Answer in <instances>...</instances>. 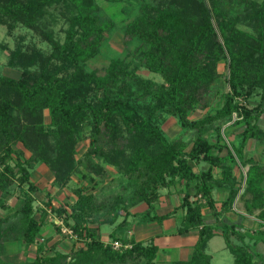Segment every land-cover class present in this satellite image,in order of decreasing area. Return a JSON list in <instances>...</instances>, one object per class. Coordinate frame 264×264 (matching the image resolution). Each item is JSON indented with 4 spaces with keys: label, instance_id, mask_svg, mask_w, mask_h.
<instances>
[{
    "label": "trees",
    "instance_id": "1",
    "mask_svg": "<svg viewBox=\"0 0 264 264\" xmlns=\"http://www.w3.org/2000/svg\"><path fill=\"white\" fill-rule=\"evenodd\" d=\"M177 1L182 12L174 0L154 9L141 4L124 28L139 40L137 52L148 70L160 75L162 82L152 84L128 74L123 59H110L103 75L80 65L96 50L103 30L98 16L87 11L94 7L92 0H3L2 15L27 27H34L44 6L53 2L73 5L76 12L62 42L44 34L51 48L46 58L38 50L14 48L6 65L19 69L20 76L0 75V264H154L156 245L124 235L129 207L142 202L147 208L140 219L161 221L168 213L150 215L158 189L176 184L182 185L177 207L183 212L176 232L194 229L196 238L187 259L168 264H210L204 250L214 234L223 238L233 264H264L242 243L245 228L224 216L237 195L248 194L243 212L252 215L258 209L250 238L264 244V168L245 155L251 140L264 153V128L258 125L263 106L246 105L257 88L264 89V0L246 2L248 33L234 27L237 16L228 13L226 0ZM225 59L226 84L217 92L215 67ZM34 64L37 68L31 69ZM211 91L219 102H211ZM194 107L206 110L188 118ZM167 115L180 130H193L189 143L165 135L161 123ZM228 121L230 127L239 126L232 134L235 145L222 141L220 128ZM83 123L86 148L76 156L75 135ZM38 164L51 171L50 186L62 188L77 177L72 199L53 206L46 192L42 206L33 204L38 186L28 169ZM213 189L225 193L219 204ZM16 191L21 203L12 206L5 197ZM203 207L212 221L205 220ZM49 213L70 230L63 233L52 223L62 237H71L68 247L48 244L41 235ZM102 224H113L109 240L100 238ZM112 240L130 245L113 249ZM9 245H16V252L9 253ZM31 245L34 256L18 260L17 253Z\"/></svg>",
    "mask_w": 264,
    "mask_h": 264
},
{
    "label": "rangeland",
    "instance_id": "2",
    "mask_svg": "<svg viewBox=\"0 0 264 264\" xmlns=\"http://www.w3.org/2000/svg\"><path fill=\"white\" fill-rule=\"evenodd\" d=\"M25 1V0H18ZM206 1V0H204ZM224 2V7L227 9L230 15L237 16L235 19L234 27L245 32H252V27L248 23L249 19L247 16V1H260V0H226ZM94 7L92 10L87 9L88 12L93 13L98 16V20L101 22L103 30L101 31V38L98 41V46L94 53L87 59L80 61V65L83 69L87 71H93L97 75H103L105 73L107 64L110 59L119 58L123 59L127 64L128 74H134L144 79H148L152 84L162 82L161 77L158 73L148 70L145 65L144 57L137 52V46L139 40L135 37H130L124 33V28L131 22L134 17L139 14V6L141 4H148L152 9L160 7L161 4H165V0H92ZM174 5L177 10L182 12V7L177 0H174ZM3 0H0V7ZM63 4L62 2H53L49 5L44 6L40 17L35 22L34 27H27L21 23L19 19L11 16H5L1 13L0 8V75L5 78L17 79L20 76V71L17 68L9 67L6 65L7 55L14 48L19 47L23 52L30 53L32 50H38L41 56H48L50 53V44L47 39H45L44 34H48L54 40L62 42L64 39V33L69 23V18L75 14V8L73 5ZM189 11V10H188ZM189 13V12H187ZM213 28L216 29V22L213 18L210 19ZM210 50V49H209ZM37 63V62H36ZM38 64V63H37ZM31 69L37 68V65L30 67ZM215 74L218 75L213 80V90L217 89V92H222L225 88L224 76H227L226 59L219 60L215 67ZM128 80V78H126ZM101 94V93H98ZM211 102L215 104L219 102L218 95L211 91ZM246 105L248 107H255L256 105L263 106L262 113L259 115L258 125L264 128V89L257 88L250 98L247 99ZM206 109L200 107H194L188 114V118H199L203 115ZM46 110L43 113V121L47 122ZM230 121L224 123L220 131L223 135V142H232L235 145V138L233 137V132L239 128V126H231ZM161 128L165 135L169 138L176 136H181V138L189 143L194 137L193 130L182 131L177 125L175 119L172 116H165V119L161 123ZM88 134V128L83 123L80 125V129L75 135L77 142L75 144L76 156L80 155L86 148V136ZM226 142V143H227ZM245 155L251 157L255 162L259 163L261 167L264 168V153L261 152L259 145L253 140L249 141ZM107 173H112L111 167L108 164H104ZM247 166L244 165L240 170L243 173ZM45 169V168H43ZM30 172V180L34 182L38 179V176L44 175L48 180L52 177V173L49 169H45L43 174L39 171V168L34 165L28 169ZM42 170V169H41ZM77 178V177H74ZM73 178V180H74ZM244 178L242 177V184ZM102 180L100 181V183ZM75 181H68L66 184V189L75 184ZM239 189L242 191L243 185ZM41 185V183H39ZM261 185L264 186V178L262 179ZM56 187V186H55ZM45 190L34 193L35 200L33 204L40 206L42 200H45ZM61 188H55L51 192L52 201L56 202L59 196H62ZM216 196V195H215ZM217 197V196H216ZM6 202L12 206H17L21 203V198L17 196V191L7 194ZM249 198L248 194L237 195L233 201V206L241 211L244 210V201ZM134 206L129 207V211H132ZM209 210V209H208ZM257 208L253 209V214H246L247 218H254ZM210 211V210H209ZM130 218V217H128ZM127 218V219H128ZM120 216L116 219L118 221ZM134 218L129 219V223H132ZM252 225L256 223V220H252ZM107 225L103 224L100 226V237L105 239L107 234H103V230L107 229ZM252 227H246L245 235L242 243H245L251 253L254 255L253 258L264 260V244L259 240H253L250 238L252 233ZM56 233L53 229L51 230V236ZM254 237V235L252 234ZM60 236H56V238ZM54 238V237H53ZM57 238V239H58ZM237 243L236 240H234ZM9 253L16 252V245L8 246ZM209 255L210 264H233L232 254L224 246L223 238L220 234H214V236L207 241L205 250ZM185 254H182V257ZM162 256V258H160ZM178 255L172 253L170 255H164L161 250H158L157 257L154 258V264H168L173 259L177 258ZM22 258V257H21ZM157 258V259H156ZM161 259V260H160ZM165 259V260H163ZM124 264H133L130 260ZM135 264H143V261L137 262Z\"/></svg>",
    "mask_w": 264,
    "mask_h": 264
},
{
    "label": "crops",
    "instance_id": "3",
    "mask_svg": "<svg viewBox=\"0 0 264 264\" xmlns=\"http://www.w3.org/2000/svg\"><path fill=\"white\" fill-rule=\"evenodd\" d=\"M36 167L39 168L40 170L39 172L41 174H43L45 169H47V167H45L43 164H38L36 165ZM233 172L236 175H238L237 174L238 168L233 167ZM52 178L53 176L48 180V178L45 175L44 177L39 175L38 179L35 182L31 180L38 186V189L36 192L38 191L40 192V189L45 190L44 194L48 192V194L51 197L50 202L53 206H57L59 203H62L63 201H65L67 198L72 199V196H70V188L72 186L68 187L67 189H66V186H63L61 190H64L65 192H62V196H59V199L56 200V202L52 201L51 192L55 188H60L58 186L56 187L50 186ZM73 178L74 177H72L70 181H75V178L74 180ZM39 183H41V185H39ZM180 189H182V185H179V184H176L170 187H162L158 189V197H157L156 202L152 204L150 215H153V214L162 215V214L168 213V216L162 219L161 221L140 219L141 212L144 211L147 207L142 202L137 203L134 206L135 208L133 207L134 209L130 211L132 215L130 214L128 216L130 218H134V220L132 223H129L127 227L125 228V234H124L125 237L130 236L134 240H139L143 242L151 241L157 247L155 257H157L158 250H161V252L165 256L170 255L172 253H175L176 255H178L177 258L173 260L187 259L191 253V247L196 238V230L192 229L188 232H184L180 234L176 232V229L179 226V222H180V219L183 213L182 210L177 207L179 204V200L182 196V191ZM224 195L225 193L221 189L212 190V196L216 200L215 202L216 204H219L220 200L223 199ZM34 200H35V196H34ZM40 206H42V203L40 204ZM202 213L206 221L210 222L213 220L211 217V212L207 209V207L202 208ZM224 216L228 221L238 223L245 229L246 227L247 228L252 227V230H253L257 226V223L252 225L253 223L252 220L255 218H252V219L247 218L246 214L243 211L235 208L234 206L232 207L231 210L227 211L224 214ZM130 218H128V220ZM52 223L55 224V217L53 214L49 213L46 216V222L41 227V235L48 238V244L57 242L58 247H61V246L64 248L68 247L71 242V237L68 235H65L62 237L59 232L55 231ZM105 225H107L106 227L107 229H104L102 232L103 234H107V237L105 239L100 237L101 240L103 241L109 240L108 233L111 231L113 227V224L111 225L105 224ZM100 226H99V234L101 233ZM52 229L56 232L53 234V236H51ZM56 236H60L61 239H59L58 237L57 239ZM211 238H209V240ZM182 254H185L184 256L186 257H182ZM33 256H34V247L32 245L28 246L24 250H21L19 251V253H17L18 260H24L25 258L31 259ZM160 258H162V256Z\"/></svg>",
    "mask_w": 264,
    "mask_h": 264
},
{
    "label": "built area",
    "instance_id": "4",
    "mask_svg": "<svg viewBox=\"0 0 264 264\" xmlns=\"http://www.w3.org/2000/svg\"><path fill=\"white\" fill-rule=\"evenodd\" d=\"M55 223L59 225V227H60V231H61V232H63V233H67V234H71L69 229H67L66 227L62 226L60 220L55 219ZM109 244H110V246H111L113 249H118V248H120L121 246H122L123 248H125V247H129V245H130L129 243L121 244V242H120L119 240H112Z\"/></svg>",
    "mask_w": 264,
    "mask_h": 264
}]
</instances>
